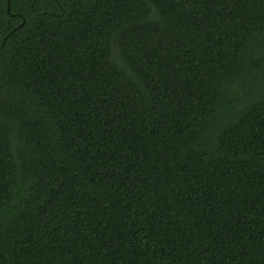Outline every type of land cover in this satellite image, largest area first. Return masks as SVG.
<instances>
[{"label": "trees", "instance_id": "16d2710c", "mask_svg": "<svg viewBox=\"0 0 264 264\" xmlns=\"http://www.w3.org/2000/svg\"><path fill=\"white\" fill-rule=\"evenodd\" d=\"M0 264H264V0H0Z\"/></svg>", "mask_w": 264, "mask_h": 264}]
</instances>
